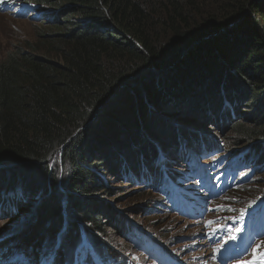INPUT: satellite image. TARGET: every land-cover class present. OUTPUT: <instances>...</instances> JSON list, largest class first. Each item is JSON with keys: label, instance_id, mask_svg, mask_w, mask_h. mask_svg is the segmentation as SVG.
I'll use <instances>...</instances> for the list:
<instances>
[{"label": "trees", "instance_id": "trees-1", "mask_svg": "<svg viewBox=\"0 0 264 264\" xmlns=\"http://www.w3.org/2000/svg\"><path fill=\"white\" fill-rule=\"evenodd\" d=\"M21 2L48 33L0 58V264L11 249L13 264H53L46 250L64 237L77 256L55 264H129L106 230L149 241L98 200L115 194L108 179L147 181L186 215L197 186L218 197L253 177L244 166L264 167V0ZM224 127L233 150L209 176L189 157L220 149L197 146ZM248 215L264 229V202Z\"/></svg>", "mask_w": 264, "mask_h": 264}, {"label": "rangeland", "instance_id": "rangeland-1", "mask_svg": "<svg viewBox=\"0 0 264 264\" xmlns=\"http://www.w3.org/2000/svg\"><path fill=\"white\" fill-rule=\"evenodd\" d=\"M33 8L34 5L24 4L21 0H0V58L15 47L20 48L27 43L35 44L40 35L48 33L39 22L32 19L34 13L31 11H33ZM18 10L24 14L19 15ZM255 20L259 21V27H261L263 22L258 17H255ZM163 42H165V39L159 41V44ZM206 133L208 138L213 137L214 139L209 141L206 137L199 139L197 148L200 150L202 146H209V151L211 147L216 148V144H218L220 149L204 154L198 153L196 156L191 153L189 158H191L190 162L193 160L200 170L205 171L210 176L213 162L222 157L224 152L233 149H229L227 142L224 140L225 135L230 134L228 128L224 127L220 133H217L214 128H209ZM223 142H225V145L222 146L221 143ZM188 152L187 148H182L179 153L182 154L181 157L185 161L188 160L186 154ZM219 152L221 154H217ZM204 158H208V160H200ZM158 160H161V158L159 157ZM165 164L167 163L163 165ZM230 164L233 166L235 162ZM249 168L254 170L253 177H250L244 184L235 186L216 198H211L207 191L198 188L199 186L196 184L198 175H188L185 184L194 183V186H197L196 195L199 197V203L193 209L191 215H183L181 211L170 210L171 201L162 199L156 193V190L146 183L147 181L144 184L140 182L124 184L108 179L109 186L115 194L98 192V200L109 205L112 212L122 216L125 222L128 223V228L136 229L138 233L144 234L150 242L170 254L181 264H242L243 261L251 260L252 253L244 258L243 251L241 255L243 258H231L219 248L223 243L218 240L215 241L217 236H214L213 240L207 241L206 234L208 237H210V232L229 236L237 232L240 229L238 222L241 218L246 214L248 215L255 206L264 202V167L246 165L243 167V171L239 172L249 175ZM59 174L61 175L60 179L63 180L62 175L65 173L61 172ZM228 180L232 182L231 178H228ZM234 189H237V195L228 198ZM193 196L194 194H192ZM191 200L193 201V198ZM32 207L33 204L27 205L26 213L24 211L9 219L8 221L11 222H8L6 228L13 229L18 226L23 216L28 214ZM17 229L20 230L19 227ZM106 231L108 235L103 239L112 246V251L125 259H132V261L127 260L131 264H157L154 255H148L149 253L140 251L146 247L144 244L139 246L135 237H130L132 240L127 239L128 242H124L111 229L108 228ZM60 239L61 249L59 251H57V247L60 246L58 243L46 250L53 264H55V253L56 255H59L60 252L61 254L64 253L67 260H73L77 256L76 249L71 246L68 247L65 237ZM100 240L103 241L102 238ZM83 241H85L84 238ZM257 242L260 243V249H263L264 237ZM230 246L232 247L233 244L231 243ZM253 251H256V249ZM10 253H12V249L3 255L8 256V261L5 264L19 263L20 254L10 255ZM229 255L236 256L234 253ZM252 264H262V261Z\"/></svg>", "mask_w": 264, "mask_h": 264}, {"label": "snow or ice", "instance_id": "snow-or-ice-1", "mask_svg": "<svg viewBox=\"0 0 264 264\" xmlns=\"http://www.w3.org/2000/svg\"><path fill=\"white\" fill-rule=\"evenodd\" d=\"M259 247V246H257ZM242 264H252L251 261H243ZM262 264H264V257H262Z\"/></svg>", "mask_w": 264, "mask_h": 264}]
</instances>
